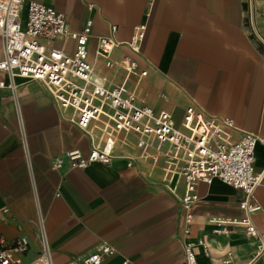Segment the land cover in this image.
I'll use <instances>...</instances> for the list:
<instances>
[{
	"label": "crops",
	"instance_id": "1",
	"mask_svg": "<svg viewBox=\"0 0 264 264\" xmlns=\"http://www.w3.org/2000/svg\"><path fill=\"white\" fill-rule=\"evenodd\" d=\"M24 1L64 14L69 31L81 32L92 20L89 61L98 79L123 83L126 72L116 63L125 56L148 72L127 81L137 104L173 112L180 125L194 101L206 114L234 122L232 142L246 133L258 135L255 171L264 176V45L252 28L251 0ZM253 8L264 38V0H253ZM140 26L146 27L145 39L134 53L126 43ZM101 37L122 43L110 67L98 56ZM46 44L72 52L75 43L60 37ZM2 77L7 87L0 88V209L10 213L0 221V236L10 245L21 237L29 240L25 264L41 253V221L54 264L88 256L100 244L116 250L102 264H185L184 243L198 239L211 248L207 257L196 247L199 264H223L229 256L237 264H264L256 239L243 227L215 234L210 223L214 217H244L241 190L220 179L200 183L187 237L179 216L184 184L167 176L168 144L148 138L144 151L137 135L121 134L110 164L55 171L53 157L72 150L90 155L89 135L58 108L42 83L16 78L13 89L10 78ZM254 196L261 210L253 223L264 234V178Z\"/></svg>",
	"mask_w": 264,
	"mask_h": 264
},
{
	"label": "built area",
	"instance_id": "2",
	"mask_svg": "<svg viewBox=\"0 0 264 264\" xmlns=\"http://www.w3.org/2000/svg\"><path fill=\"white\" fill-rule=\"evenodd\" d=\"M92 9V6H90ZM93 21H87L83 31H69L64 14L38 2L25 4L24 0H0V38L3 42V58L0 61V88H6L2 75H7L11 88L14 79L23 78L42 83L54 98L63 113H70V119L92 141L90 155L80 150L68 151L53 157L51 168L59 171L88 169L95 163L110 164L115 157V147L121 134L137 135L138 147L148 148V138L156 139L160 145L168 144L166 154L170 179L176 176L184 184V195L179 204V216L185 236H190L194 220L195 204L199 200L197 187L200 183L211 184L214 179L241 190L244 200L241 219L214 217L210 223L215 234L230 233L231 226L243 227L249 237L258 243L257 257L264 254V234L257 231L253 215L261 210L255 200V190L263 182V174L255 171V149L261 140L258 135L246 133L237 142L230 139L235 129L229 118L208 115L194 101L185 110L180 125L174 113L155 111L147 105L136 103L135 91L127 81L136 76L145 78L138 63L125 56L116 64L126 72L123 83L98 79L94 66L89 61V39ZM116 27H113V31ZM145 26L136 28L135 35L126 43L134 52L141 51L145 39ZM60 37L72 40L74 49L48 46ZM120 44L113 38H99L98 56L107 66L115 65L112 54ZM99 134V136H97ZM10 213V208L0 209V221ZM42 250L39 256L28 264H54L43 221H41ZM196 247L210 257L211 248L204 239L184 243L185 264H199ZM30 248L26 237L8 244L0 236V264H25L24 256ZM116 250L107 244H100L94 253L78 256L67 264H102ZM223 264H237L229 256Z\"/></svg>",
	"mask_w": 264,
	"mask_h": 264
},
{
	"label": "water",
	"instance_id": "3",
	"mask_svg": "<svg viewBox=\"0 0 264 264\" xmlns=\"http://www.w3.org/2000/svg\"><path fill=\"white\" fill-rule=\"evenodd\" d=\"M251 23H252V28H253L254 34L256 35V37L258 38V40L264 45V38L258 32V30H257V28L255 26V22H254L253 0H251Z\"/></svg>",
	"mask_w": 264,
	"mask_h": 264
},
{
	"label": "rangeland",
	"instance_id": "4",
	"mask_svg": "<svg viewBox=\"0 0 264 264\" xmlns=\"http://www.w3.org/2000/svg\"><path fill=\"white\" fill-rule=\"evenodd\" d=\"M122 149H125L124 147Z\"/></svg>",
	"mask_w": 264,
	"mask_h": 264
},
{
	"label": "bare ground",
	"instance_id": "5",
	"mask_svg": "<svg viewBox=\"0 0 264 264\" xmlns=\"http://www.w3.org/2000/svg\"><path fill=\"white\" fill-rule=\"evenodd\" d=\"M127 144H128V142H127Z\"/></svg>",
	"mask_w": 264,
	"mask_h": 264
}]
</instances>
